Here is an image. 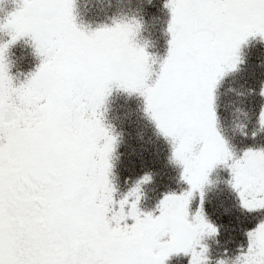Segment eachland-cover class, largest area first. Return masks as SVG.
Here are the masks:
<instances>
[{
	"label": "snow or ice",
	"instance_id": "snow-or-ice-1",
	"mask_svg": "<svg viewBox=\"0 0 264 264\" xmlns=\"http://www.w3.org/2000/svg\"><path fill=\"white\" fill-rule=\"evenodd\" d=\"M165 7L170 50L151 83L155 59L136 42L135 21L89 31L76 23L75 0H23L0 25L11 36L0 44V264H166L180 253L208 264L201 240L218 229L203 207L190 222L188 208L197 190L203 203L220 164L230 167L243 208L264 210V149L236 158L215 106L241 45L264 37V0H168ZM25 36L43 59L17 87L7 51ZM113 88L144 97L191 186L166 196L159 215L140 210L139 186L129 193L130 211L128 197L115 210L116 137L102 111ZM247 235L234 264H264V222Z\"/></svg>",
	"mask_w": 264,
	"mask_h": 264
},
{
	"label": "rangeland",
	"instance_id": "rangeland-1",
	"mask_svg": "<svg viewBox=\"0 0 264 264\" xmlns=\"http://www.w3.org/2000/svg\"><path fill=\"white\" fill-rule=\"evenodd\" d=\"M167 2L75 0L74 14L76 23L89 31L111 28L118 22H137L140 30L136 42L155 59L151 83L158 78L160 65L170 50L168 25L171 12L165 7ZM22 3L23 0H0V25L6 23L8 16ZM10 41L8 32L0 31V44ZM42 59L29 36L10 44L7 61L14 84L18 87L25 83L37 71ZM215 106L218 131L236 158H242L248 150L262 149L264 126L260 117L264 113V37H250L241 45L239 62L233 70L225 73L216 87ZM102 111L105 126L116 137L109 179L115 188L117 206L125 197L131 200L130 206L135 197L129 193L139 186L140 210L159 215L156 208L165 195H183L185 191H191V186L183 179V166L174 159L173 141L161 133L147 113L143 96L113 88ZM231 163L228 162L229 165ZM145 177L149 180L142 183ZM203 193V203L200 190L193 194L188 208L189 221L194 222L203 207L206 220L218 229L217 234H206L201 240V245L208 250V264H234L242 251L246 253L247 234L264 222V210L243 208L239 193L232 186L231 169L224 164L217 165L210 172ZM212 212L218 220H225L223 226L217 227L218 224L209 218ZM197 251H202V247ZM176 256L190 264V253Z\"/></svg>",
	"mask_w": 264,
	"mask_h": 264
},
{
	"label": "trees",
	"instance_id": "trees-1",
	"mask_svg": "<svg viewBox=\"0 0 264 264\" xmlns=\"http://www.w3.org/2000/svg\"><path fill=\"white\" fill-rule=\"evenodd\" d=\"M262 149H264V144H262ZM172 188H175L174 186H172ZM190 190V189H189ZM188 190V191H189ZM188 191H185V192H188ZM166 197V195L162 198V200L164 199ZM128 201H129V203H130V199H128ZM161 202V201H160ZM207 209H209V208H207ZM115 210L116 211H119V205L117 206H115ZM156 210L158 211V206H157V208H156ZM125 211L127 212V211H130V206L129 205H126L125 206ZM159 212V211H158ZM208 214V213H207ZM209 218L210 219H212L213 221H215L218 225H217V227H219V225H221V226H223V223H224V219L223 220H221V219H217L216 217H215V214L212 212L211 214H209ZM211 222V221H210ZM128 223L129 224H132L133 223V221H131V220H129L128 221ZM226 224V223H225ZM213 225V224H212ZM215 227V226H214ZM175 257V255H173L168 261H166V263H170V264H187V260H178L177 259V256L175 257L176 259L175 260H173V261H170L171 259H173ZM183 258V257H182ZM190 261V260H189Z\"/></svg>",
	"mask_w": 264,
	"mask_h": 264
},
{
	"label": "clouds",
	"instance_id": "clouds-1",
	"mask_svg": "<svg viewBox=\"0 0 264 264\" xmlns=\"http://www.w3.org/2000/svg\"><path fill=\"white\" fill-rule=\"evenodd\" d=\"M5 31H7V30H5ZM8 32V31H7ZM8 34H9V32H8ZM10 35V34H9Z\"/></svg>",
	"mask_w": 264,
	"mask_h": 264
}]
</instances>
